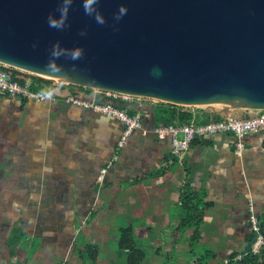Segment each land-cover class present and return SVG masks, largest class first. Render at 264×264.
Segmentation results:
<instances>
[{"label":"crops","instance_id":"crops-1","mask_svg":"<svg viewBox=\"0 0 264 264\" xmlns=\"http://www.w3.org/2000/svg\"><path fill=\"white\" fill-rule=\"evenodd\" d=\"M153 103L128 102L125 110L129 113L136 109L133 114H149L144 118L146 132L135 131L118 149L125 125L115 117L63 101L34 102L0 94V264H13L17 259L43 263L42 252L49 245L65 258L73 252L75 264H86L82 252L91 244L100 248L98 263L108 243L118 245L124 222L135 227L148 252L143 264H163L164 252L188 246L186 238L179 242L177 237L193 234L177 229L184 187L203 190L207 200L213 201L212 188L201 187L202 182L220 179L228 163L241 164L245 155L258 151L251 140L257 141L258 135L263 138L264 131L247 135L243 143H248L242 149L234 135L215 134L204 138L211 145L190 146L177 155L170 139L160 140L154 133ZM242 114L250 115V111ZM261 159L264 162V153ZM228 180H234L232 174ZM4 202L25 204L22 210L15 208L16 216L6 217L15 221L4 220L11 213L10 208L4 209ZM114 203L127 208L124 222L108 214L109 204ZM24 209L29 210L24 213ZM96 210L105 215L107 223H89L81 231L79 223L88 224ZM64 224L69 228L66 238L61 237ZM15 227L25 237L13 256L7 242ZM35 239L39 242L33 251Z\"/></svg>","mask_w":264,"mask_h":264},{"label":"water","instance_id":"water-1","mask_svg":"<svg viewBox=\"0 0 264 264\" xmlns=\"http://www.w3.org/2000/svg\"><path fill=\"white\" fill-rule=\"evenodd\" d=\"M84 3L0 0V62L225 117L264 109V0H95L91 15Z\"/></svg>","mask_w":264,"mask_h":264},{"label":"rangeland","instance_id":"rangeland-1","mask_svg":"<svg viewBox=\"0 0 264 264\" xmlns=\"http://www.w3.org/2000/svg\"><path fill=\"white\" fill-rule=\"evenodd\" d=\"M147 102H154L153 104L161 103H156L151 99H147ZM24 114H26V112H24ZM7 126L10 127L9 125ZM8 127L4 128L8 130ZM182 137L183 135L179 134V138ZM263 141L264 137L262 138L259 135L257 141L253 138L251 140V143H253L252 148L257 147L259 148L258 151H253V154L249 153L248 155H245L246 157H243L244 159L241 164H236L234 162L232 165V163H228V166L224 168V172L221 174L220 179L211 178L202 182L201 187H206L209 191L212 188L210 199L215 202V206L206 213L205 224H202L199 228L200 239L198 242H195L193 247L188 244L187 247H182L181 250L178 251L179 247L176 246L175 249L169 252H164L166 260L163 264H193L194 260H190L192 249L195 250L194 253L196 257L206 251H212L216 254V259H209L208 257L203 261L204 264H221L231 252L242 251L245 249V235L254 230L251 215L258 218V227H260V220L264 218V162H262L261 159L262 153H264ZM244 143L247 144L248 142L245 141ZM238 154L239 151L235 155L239 156ZM229 174L233 175L234 180H228ZM230 183H234L235 186L230 187ZM218 184L220 187L217 186ZM4 203V209L10 208L11 210V213L8 211V214L5 215L4 220L6 222L15 221L12 218L6 217H13V215L16 216L17 213L15 212V208L20 206L22 207V210L25 204ZM109 205L110 208H108V214L124 222V214L127 212L125 205L123 206V204L117 203ZM28 210L29 209H24V213H27ZM100 212L101 211L96 210V216H92L88 224L82 225L80 222L79 226L81 231L86 229L89 226V223H107L105 215ZM16 221H19V219H16ZM52 221V219H49L48 224L50 225ZM17 224H19V222H17ZM126 225L127 222H124L123 226L127 227ZM50 227H53V225H50ZM64 228L65 234H62L61 237L66 238L69 232L68 225L64 224ZM188 230H191V232L194 233L196 231V226H192L185 231ZM184 236L185 235L182 233L177 235L179 242L186 238ZM49 237L52 238L53 234H50ZM38 242L39 240L35 239L33 251H36ZM160 244L163 245V240H161ZM42 254L46 257L45 261H43V263L37 262L36 264H75L73 262V252H70L65 258L62 253L55 251L54 247L51 245L47 246V250L42 252ZM168 258L169 260L167 261ZM126 263V255L124 252L120 251L119 246L113 243H108L102 250V258L95 264ZM86 264H89V262Z\"/></svg>","mask_w":264,"mask_h":264},{"label":"built area","instance_id":"built-area-1","mask_svg":"<svg viewBox=\"0 0 264 264\" xmlns=\"http://www.w3.org/2000/svg\"><path fill=\"white\" fill-rule=\"evenodd\" d=\"M40 77L31 74L29 71L0 62V94L13 98H22L34 102L45 101H63L67 104L86 108L95 112H101L105 115L115 117L125 125L124 131L118 141V149L123 148L129 141L132 134L140 130L146 132L144 128V118L149 116L145 113L131 114L127 110L120 108L119 105L111 101H101L95 98L96 94L120 100L122 102L137 101L140 104L151 98L134 96L126 93L95 90L92 94H82L79 86L68 82H58L48 78L41 77L47 81L45 89H33V77ZM18 79H23L21 83ZM62 89V90H61ZM59 90V91H58ZM152 101L162 102L157 99ZM195 112L202 107L191 106ZM250 115L247 118H233L231 116H221L219 120L208 122L199 121L196 116L187 122L175 121L170 124H159L154 128V133L160 140L170 139L172 142L173 153L181 155L187 152L191 143L195 139H204L215 134H231L237 140V147L244 148V139L247 135L264 131V109L249 110ZM179 133L183 134L179 138ZM105 171V170H103ZM258 218L251 215L254 230L259 231ZM264 244V238L260 235L254 243L252 250L257 253ZM241 258V256H239Z\"/></svg>","mask_w":264,"mask_h":264},{"label":"trees","instance_id":"trees-1","mask_svg":"<svg viewBox=\"0 0 264 264\" xmlns=\"http://www.w3.org/2000/svg\"><path fill=\"white\" fill-rule=\"evenodd\" d=\"M21 83L25 81L23 79H18ZM45 83L47 81L41 77H33V89H45ZM79 89L86 91L88 94H92L95 89L87 87H79ZM26 100V99H24ZM128 105V102H123L120 105V108L125 109ZM137 110L134 109L130 113L133 114ZM153 117L155 119L156 125L159 124H170L175 121L178 122H187L196 116V118L201 122H208L211 120L221 119L220 115L206 112L204 109H198L195 112L191 106H182L173 103L161 102L160 104L152 105ZM211 145V141L207 139H195L191 146L194 145ZM214 205L213 201L206 199V192L203 190H195L192 187L186 185L183 189L181 196V218L179 222L178 232L184 231L192 226H196V231L191 235H185L189 246L193 247L195 242H198L200 239V226L205 221V212L207 209ZM260 230L251 231L246 236V247L242 251H233L231 252L221 264H264V244L262 248L254 253L252 247L257 241L260 235L264 238V218L260 220ZM25 233L21 228L15 227L9 238L8 245L12 248V255H17V251L21 245L24 243ZM118 246L120 251L124 252L126 255V264H143L147 259L148 252L141 245V240L135 231L133 225L123 227L120 230ZM190 253L191 259H193V264H204V260L209 257L216 259V254L212 251H206L205 253L196 257L194 249ZM100 255V248L91 244L88 245L86 250L82 252V260L85 263H96ZM241 256V258H239ZM169 258L167 259V261ZM13 264H26L25 261L17 259Z\"/></svg>","mask_w":264,"mask_h":264},{"label":"clouds","instance_id":"clouds-1","mask_svg":"<svg viewBox=\"0 0 264 264\" xmlns=\"http://www.w3.org/2000/svg\"><path fill=\"white\" fill-rule=\"evenodd\" d=\"M95 3V0H85V3H84V8H85V12L86 14H93V8H92V5ZM127 12V9L124 7V6H121L120 9H119V14L116 16V19L119 20L123 15H125ZM61 13L63 16H66L67 15V10L66 8H62L61 9ZM96 19L99 23H103L104 21L100 18L99 14H96ZM50 20V26L52 27H56V28H59L62 26L63 24V20L60 22V23H57L56 21L52 20L51 17L49 18ZM79 53H76L73 55V59H76L79 57Z\"/></svg>","mask_w":264,"mask_h":264},{"label":"bare ground","instance_id":"bare-ground-1","mask_svg":"<svg viewBox=\"0 0 264 264\" xmlns=\"http://www.w3.org/2000/svg\"><path fill=\"white\" fill-rule=\"evenodd\" d=\"M217 106V105H216ZM221 105L217 106V107H220Z\"/></svg>","mask_w":264,"mask_h":264}]
</instances>
